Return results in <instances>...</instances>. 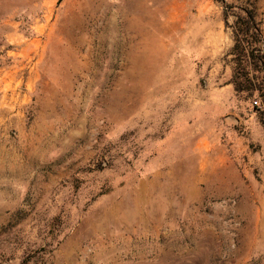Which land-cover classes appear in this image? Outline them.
<instances>
[{"label": "rangeland", "instance_id": "rangeland-1", "mask_svg": "<svg viewBox=\"0 0 264 264\" xmlns=\"http://www.w3.org/2000/svg\"><path fill=\"white\" fill-rule=\"evenodd\" d=\"M225 2L0 0V264H264Z\"/></svg>", "mask_w": 264, "mask_h": 264}, {"label": "trees", "instance_id": "trees-1", "mask_svg": "<svg viewBox=\"0 0 264 264\" xmlns=\"http://www.w3.org/2000/svg\"><path fill=\"white\" fill-rule=\"evenodd\" d=\"M224 8L227 18L225 0H214ZM237 12H234L233 46L229 51L233 68L230 84L237 93H258L264 106V76L255 74L264 72V39L262 35V14L259 0H237ZM260 79V80H259ZM264 125V122H262Z\"/></svg>", "mask_w": 264, "mask_h": 264}]
</instances>
